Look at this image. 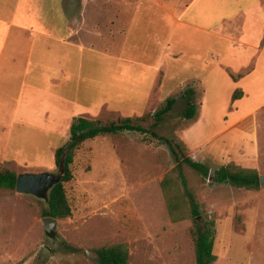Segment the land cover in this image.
<instances>
[{
    "label": "crops",
    "instance_id": "crops-1",
    "mask_svg": "<svg viewBox=\"0 0 264 264\" xmlns=\"http://www.w3.org/2000/svg\"><path fill=\"white\" fill-rule=\"evenodd\" d=\"M251 11H243L247 20ZM220 28L217 0H0V122L23 128L28 141L56 137L49 146L54 158L76 118H138L169 98L177 100L175 109L190 87L197 111L179 137L187 156L208 166L217 157L208 146L221 139V160H247L241 150L226 156L242 133L253 136L246 128L264 120V66L252 58L234 73L224 62L237 46H248L247 28L237 37ZM220 79L237 81L243 92L237 100L231 95L238 113L225 117L222 130L203 133L212 128L211 111L229 102L231 90L219 99Z\"/></svg>",
    "mask_w": 264,
    "mask_h": 264
},
{
    "label": "rangeland",
    "instance_id": "rangeland-1",
    "mask_svg": "<svg viewBox=\"0 0 264 264\" xmlns=\"http://www.w3.org/2000/svg\"><path fill=\"white\" fill-rule=\"evenodd\" d=\"M217 1L220 32L237 37L240 30L247 28L248 36V46H237L224 63L230 60L234 73L241 66L248 67L252 58L255 67L260 63L264 66V0ZM254 2L259 6L253 5ZM247 7L252 8L248 20L243 15ZM224 40L222 36L218 39L220 51L225 54ZM236 82L230 79L225 84L220 79L219 99L222 101L231 90L229 102L221 112L211 111L215 116L212 128H205L203 133L222 130L225 117L238 113L231 98L239 88ZM206 97L213 98L210 94ZM253 98L250 94L247 103L254 104ZM162 107L144 114L147 118L140 124L180 144L179 137L187 121L181 116L186 102L153 128V114ZM97 120L109 124L120 119L104 114ZM2 122L0 168L11 169L18 175L61 172L49 148L50 140L56 137L37 135L39 141H28L29 134H20L23 128ZM246 129L253 136L242 133L234 147L229 145L226 159L241 150L247 160L230 163L221 160L226 147L219 139L207 149L217 153L214 162L208 165L210 170L215 172L220 166L229 165L264 174V120H260L258 127ZM179 153L182 157L188 154L183 146ZM176 165V156L170 148L150 132L126 131L85 141L76 150L71 165L73 179L64 183L72 214L57 218L56 231L47 234L44 228L43 219L48 217L46 200L0 189V264H98L93 249L120 243L129 246L130 264H196L190 233L193 219L173 222L161 190V182ZM183 170L202 211L217 224L214 264H264V186L246 189L217 183L215 173L211 182L209 179L204 182L188 165L184 164ZM182 191L181 184L175 180L171 196Z\"/></svg>",
    "mask_w": 264,
    "mask_h": 264
},
{
    "label": "trees",
    "instance_id": "trees-1",
    "mask_svg": "<svg viewBox=\"0 0 264 264\" xmlns=\"http://www.w3.org/2000/svg\"><path fill=\"white\" fill-rule=\"evenodd\" d=\"M196 91L193 88H186L183 92V99L186 101V107L181 116L185 120L195 117L197 105L195 101ZM243 97L241 90L233 93V100ZM177 100L169 98L166 104L157 110L153 117L155 119L152 127H157L169 114ZM147 115L138 118H122L119 121H112L109 124H103L100 120H90L85 117H79L74 120L70 127L69 141L57 148L55 152V163L65 167V173L62 181L55 185L50 193L48 209L45 211L47 216L54 218H67L72 214V208L67 196L65 182L73 179L71 165L74 163L76 150L87 140L100 136H108L121 132H138L152 136L162 144L167 145L176 156L177 165L161 182V190L164 194L168 212L173 222H178L187 218L193 219V225L190 229L194 241V250L196 255V264H214L217 256L214 252L216 221L202 211V206L197 199L196 193L190 188L188 179L184 173L183 165H188L193 171L199 174L201 179L206 182L210 176V168L202 163L195 161L191 157H182L179 153L181 146L173 139L160 136L156 131L147 130L141 121L145 120ZM215 182L231 184L237 188L259 189L260 174L255 169H233L229 165H222L215 170ZM175 175V179L173 178ZM18 174L8 168H0V189H16ZM181 184L183 191L181 194L171 196V190L174 181ZM187 205L185 206V204ZM186 212L188 214H186ZM95 260L98 264H130V250L126 243L102 246L93 249Z\"/></svg>",
    "mask_w": 264,
    "mask_h": 264
},
{
    "label": "water",
    "instance_id": "water-1",
    "mask_svg": "<svg viewBox=\"0 0 264 264\" xmlns=\"http://www.w3.org/2000/svg\"><path fill=\"white\" fill-rule=\"evenodd\" d=\"M65 167L62 163L61 172L21 173L17 176L16 191L20 194L34 196L49 202L50 193L55 185L59 184L64 176ZM214 170H210L209 181L213 180ZM260 185L264 186V174L260 175ZM47 234L56 231L58 219L48 216L43 219Z\"/></svg>",
    "mask_w": 264,
    "mask_h": 264
}]
</instances>
